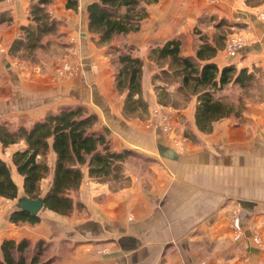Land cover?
I'll return each mask as SVG.
<instances>
[{
  "label": "crops",
  "instance_id": "crops-1",
  "mask_svg": "<svg viewBox=\"0 0 264 264\" xmlns=\"http://www.w3.org/2000/svg\"><path fill=\"white\" fill-rule=\"evenodd\" d=\"M91 2L79 0L76 10L67 8L66 0L49 6L63 32L78 38L70 55L39 69L22 61L18 67L8 55L20 28L30 22L29 0H0V12L12 15V23L0 31V117L32 122L61 104H83L98 114L97 130L110 128L116 149L133 148L145 157L125 162V179L118 187L92 178L85 164V178L71 194L81 208L65 215L45 206L37 212V223L17 224L9 220L24 194L23 176L11 161L17 143L4 151L0 146L18 188V197L0 200V244L4 238L46 239L53 242L50 256H57L53 264H264V96L249 99L241 117H222L210 131H202L196 123V96L176 107L156 100L159 70L148 55L151 47L179 34L187 42L183 52L193 53L194 26L200 17L214 14L239 24L254 39L234 53L224 49L223 41L211 60L219 68L257 67L264 75L262 16L250 0L147 3L140 29L127 37L142 59L141 93L149 112L143 122L124 111L127 91L116 87L111 41L101 42L89 32ZM66 65L75 69L72 76ZM166 116L173 133L164 127ZM48 159L51 172L41 181L42 193L53 180L54 150Z\"/></svg>",
  "mask_w": 264,
  "mask_h": 264
},
{
  "label": "trees",
  "instance_id": "trees-1",
  "mask_svg": "<svg viewBox=\"0 0 264 264\" xmlns=\"http://www.w3.org/2000/svg\"><path fill=\"white\" fill-rule=\"evenodd\" d=\"M53 1L29 0L30 22L20 28V35L8 49L9 56L19 57L17 52L25 50L28 53L26 60H29L32 52L46 46L54 36L65 38L60 30L62 22L49 11ZM150 1L92 0L88 5L89 32L97 35L101 42L111 41L113 60L119 64L115 72L116 87L119 91H127L124 110L133 115L148 107V101L141 93L142 59L136 54V46L126 39L124 43L113 41L123 36L127 38L131 32L140 29V21L148 13L147 3ZM66 7L78 9L79 0H66ZM210 21L220 24L221 28L224 23L231 24L226 18L217 19L214 14L200 17L198 23ZM11 23L10 11L0 12V29ZM217 38L215 41L207 34H200L194 42L195 51L185 54L187 42L183 34H179L151 47L148 52L158 65L159 71L154 75V81H160L155 83L158 101L176 107L196 96V123L205 132L210 131L212 123L222 117H241L249 99L241 96L235 99L232 91L251 87L258 76H263L257 67L250 70L227 64L219 68L211 57L225 41V34L221 32ZM259 81L264 88L262 77ZM172 84L175 85L173 91L169 89ZM176 92L183 94L180 101L167 99L168 95ZM98 118L97 113L79 103L61 104L32 122L23 117L17 121L0 117L1 147L23 142L13 150L11 161L23 176L24 195L32 198L41 196L46 207L71 215L75 207L83 206L71 194L80 188L85 178V164L89 175L100 182L116 184L125 179V162L139 155L131 148L116 149L110 128L105 126L97 130L94 127ZM51 150L56 152L53 180L50 188L42 193L41 181L51 172L48 159ZM16 197L18 188L12 178L10 164L0 157V199ZM9 220L17 224H35L40 216L16 208L10 212ZM51 245V241L46 239L4 238L0 244V264H53L57 256H50Z\"/></svg>",
  "mask_w": 264,
  "mask_h": 264
},
{
  "label": "rangeland",
  "instance_id": "rangeland-1",
  "mask_svg": "<svg viewBox=\"0 0 264 264\" xmlns=\"http://www.w3.org/2000/svg\"><path fill=\"white\" fill-rule=\"evenodd\" d=\"M250 5L253 7V9H255L259 13V15L262 16L263 21H264V0H250ZM234 24L232 22H231V24L230 23H224L223 27L221 28L220 24L217 25L215 22L210 21L209 23H204V24L199 23L198 26L197 25L194 26L193 30L195 31V34H198V35L207 34V36L209 38H212L215 41H216V39H219L217 37H218V34L220 33V30H221L226 35L225 36L224 49L227 52H229L227 48H229L230 46H233L235 44V40H238V41L239 40H246L249 43L250 41H252L254 39L252 34H248V33H246V31H242L241 29H239L242 26H240L239 24H235V25ZM2 30L3 29H0L1 32H2ZM60 30L63 32V24L60 26ZM64 34H65V38H63V37L60 38V37L54 36L49 41V43L45 39H43V40H45L43 42H47V45L43 46L41 49L38 48L37 50L32 52L33 54L29 58V60H26V59H28L26 57L28 55V53H26L27 51H25V50H20V51L17 52L19 57H14V56H9V57L12 60L15 59V62H16L18 67H20V62L22 61L21 62L22 65L28 64V66H33V67L38 65L39 69L41 67L43 68V66H45L46 63L49 64L51 62L57 61L60 58H62V59L65 58L66 57L65 55H70L69 52H70V50L72 49V47L74 45V41L73 40L75 38L77 40L78 37L69 38L67 33H64ZM125 39L127 41V38H125V36H123V37H119V39H117L116 41H117V43H119V42H123L124 43ZM97 43L100 44L99 42H97ZM238 49H240V47L236 48L235 51H238ZM234 52H229V53H234ZM108 53H110V55L113 56L114 52L110 51V47L108 49ZM113 57L111 58V63H112V65H113V67L115 69V72H116L117 69H118L119 64L118 63L115 64V62L113 60ZM66 66H69V65H66ZM63 68L65 69V67H63ZM261 77L264 80V75L263 76H258V79L256 78V80H254L255 83L251 87H248V88H246L244 90H241V89H238V88L236 90H233L232 91L233 97L235 99H237V96H241L242 98L255 99V100L261 99L264 96V88H263V85H262L261 81H259ZM159 82L160 81H154V86L157 83H159ZM155 89H156V86H155ZM2 92H4V90ZM2 92H0V95H1ZM182 96H183V94L181 92H176V93H172L171 96L168 95L167 99L170 98L173 101H180L182 99ZM156 100L158 101L157 89H156ZM158 102H159L160 105L161 104L163 105L162 102H160V101H158ZM167 107H169V106H167ZM147 108H146L145 111L139 110L138 113H136L135 115L129 114L127 112L126 113L128 114V116L131 119L143 120V122H144V117H145V119L149 117L147 115V114H149ZM20 118H22V117H20ZM165 119H167V121H169V123L171 125L170 118H168L166 116ZM167 121H166V123L169 125V123ZM171 131L172 130H170V132ZM171 133H173V132H171ZM112 141H113V139H112ZM175 143L180 144L181 140L177 138V139H175ZM14 145H15V147H20V146L23 145V142L20 141L17 144H14ZM113 145H114V142H113ZM6 147H8V146H6ZM6 147H4V148L1 147V149L4 151L6 149ZM131 149H133V148H131ZM133 150L136 153H138L139 156H142V158L145 157L144 154L141 153V151H137L136 149H133ZM108 183L110 185L112 184L115 187H118L120 184H123L122 182H118L116 184H114L112 182H108ZM113 186H111V188H113ZM1 201H4V200H1ZM51 243H52V245H51L50 249L52 250L53 249V242H51Z\"/></svg>",
  "mask_w": 264,
  "mask_h": 264
},
{
  "label": "water",
  "instance_id": "water-1",
  "mask_svg": "<svg viewBox=\"0 0 264 264\" xmlns=\"http://www.w3.org/2000/svg\"><path fill=\"white\" fill-rule=\"evenodd\" d=\"M17 206L18 208L28 210L31 213H37L42 207H45V202H43L41 196L32 198L23 194L17 198Z\"/></svg>",
  "mask_w": 264,
  "mask_h": 264
},
{
  "label": "built area",
  "instance_id": "built-area-1",
  "mask_svg": "<svg viewBox=\"0 0 264 264\" xmlns=\"http://www.w3.org/2000/svg\"><path fill=\"white\" fill-rule=\"evenodd\" d=\"M248 42L246 40H235V44L233 46H230L228 49L229 52H234L236 48L238 47H243L244 45H246ZM68 69V73L70 76H72L75 73V69H72L70 66H66ZM167 119H165V124L164 127L166 129V131L171 130V125L169 123V121H167L169 123V125L166 123Z\"/></svg>",
  "mask_w": 264,
  "mask_h": 264
}]
</instances>
